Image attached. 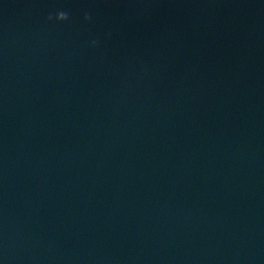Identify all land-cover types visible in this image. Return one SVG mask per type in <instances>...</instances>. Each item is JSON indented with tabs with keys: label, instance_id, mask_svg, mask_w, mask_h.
Here are the masks:
<instances>
[{
	"label": "water",
	"instance_id": "water-1",
	"mask_svg": "<svg viewBox=\"0 0 264 264\" xmlns=\"http://www.w3.org/2000/svg\"><path fill=\"white\" fill-rule=\"evenodd\" d=\"M0 264H264V0H0Z\"/></svg>",
	"mask_w": 264,
	"mask_h": 264
},
{
	"label": "clouds",
	"instance_id": "clouds-1",
	"mask_svg": "<svg viewBox=\"0 0 264 264\" xmlns=\"http://www.w3.org/2000/svg\"><path fill=\"white\" fill-rule=\"evenodd\" d=\"M51 19V17H49ZM59 20H67L68 16L65 12H60L59 16L57 17ZM90 17L86 16V19H89Z\"/></svg>",
	"mask_w": 264,
	"mask_h": 264
}]
</instances>
